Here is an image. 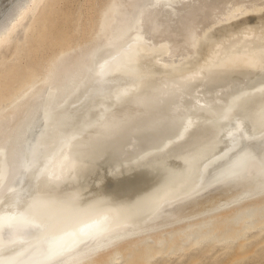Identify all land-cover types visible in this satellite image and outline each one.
I'll return each mask as SVG.
<instances>
[{"label": "bare ground", "instance_id": "6f19581e", "mask_svg": "<svg viewBox=\"0 0 264 264\" xmlns=\"http://www.w3.org/2000/svg\"><path fill=\"white\" fill-rule=\"evenodd\" d=\"M6 1L0 28L22 0ZM53 10L40 20L49 42ZM262 18L264 0H107L87 41L2 98L11 106L0 116V264H72L169 220L264 203V84L253 81L264 74ZM100 166L106 178L90 191ZM165 187L176 195L152 210ZM113 199L129 212L95 211Z\"/></svg>", "mask_w": 264, "mask_h": 264}, {"label": "rangeland", "instance_id": "374dc122", "mask_svg": "<svg viewBox=\"0 0 264 264\" xmlns=\"http://www.w3.org/2000/svg\"><path fill=\"white\" fill-rule=\"evenodd\" d=\"M15 1L13 0L10 6L13 3L15 4ZM50 1L22 0L14 8L15 10L13 11L15 13L12 11L9 19L0 28V43L2 42L3 44L1 43V45L3 46L6 41L8 42L7 39L16 32V37L13 36L16 39H13L12 42L10 41L12 45L11 43L8 44L11 49L8 48L10 53L6 54V56L4 55L1 59L2 61L0 60V100L11 96L18 85H21L25 81L29 80L31 84L36 82L41 77L43 73L42 68L48 59L53 57L56 54L55 52L65 47L68 43L72 47H76L84 41H87L95 32L94 30L98 23V13L107 0H101L96 11H94L93 7L96 0H65L62 6L66 8L60 7L61 0H55L56 2L51 8ZM8 4L6 0H0V10L2 7L5 9ZM58 6L60 9H58ZM52 9H54L53 12L58 14V18L56 19L57 25L50 31L52 36L55 35V38L49 42L40 20L42 17L50 19ZM4 12L5 10L0 12V20ZM71 14L73 16L80 15L81 30L74 36L69 31L74 21L70 20ZM21 15L22 20L20 18ZM26 19H29V22ZM19 20L21 21L19 22ZM18 23H20V26ZM22 24L28 25V29L26 32L23 31L24 34L20 35L17 33V30L21 28ZM255 25L257 28L264 27V18L256 21ZM37 28L39 29L37 30ZM59 43L62 44L57 47ZM30 45L34 47L32 50H28ZM27 65L31 67L29 70L26 68ZM10 70L12 73L8 74ZM261 76L263 78L264 74ZM261 76L253 80L254 85L259 83V81L261 82V80H263L261 84H264V78L260 79ZM239 79V77H234L233 81ZM10 106L11 103L8 100L0 103V116L9 111ZM105 167H95V169L90 171V175L86 178V182L90 184V191L97 184V179L105 180L108 172L107 167ZM166 188L161 189L158 193V199H155L160 204L157 201L158 204L155 201V203L152 202L154 204V206L151 205V208L153 207L152 210L157 206L158 208L161 207V203L164 204L163 202L167 200L166 198L172 194L176 195L173 191L167 192ZM146 193L137 195L136 198L134 197V201L137 202V200L144 199ZM123 202L120 199H113L107 205L108 207H96L95 211L98 209L102 210V212L100 211L101 213L99 212L100 215L103 213V215L111 216H115L118 213L127 214L129 209H122ZM242 202H244V199L237 202V204H232L230 207L225 206L223 209H218L219 211L215 214H213L214 211L208 213V216H206L207 214L200 218L199 216L201 215L197 216L199 220L204 218L205 221H198V219L196 221L195 216L193 220L191 217L189 219L187 218L188 220L186 222L188 223L184 222L186 224L181 225V227H175L176 225H172L171 220H166L167 224L169 223L170 225L163 228V231L159 229L157 232V229L154 232L155 234L152 232L148 234L149 236L143 235L146 237L137 235V237H132V239L134 238L133 240L128 239V241H123V244L119 243L108 250L100 251L95 256L88 257L85 255V257L80 259L83 261L78 263L79 260L72 264H264V203L258 204L251 202L245 206L236 207V205H240ZM126 204L128 207L129 204L131 205V203ZM212 214L213 217L211 216ZM205 217H208V219ZM124 244L126 245L123 246Z\"/></svg>", "mask_w": 264, "mask_h": 264}, {"label": "water", "instance_id": "95a60500", "mask_svg": "<svg viewBox=\"0 0 264 264\" xmlns=\"http://www.w3.org/2000/svg\"><path fill=\"white\" fill-rule=\"evenodd\" d=\"M22 134H23V133L20 134V137L22 136ZM26 134H27V133H26ZM28 134H29V133H28ZM227 173H228V172H227ZM227 173H226V174H227ZM218 175H219V174L216 175L217 178L214 177L213 180L210 182V186H211L212 184H214V185H212V187H208L209 189H212L214 186H216V185H218V184L221 183V182H220V183L216 182L217 179L221 178V177L218 176ZM225 176H226V175H225ZM220 181L223 182V179H221ZM106 182H110V181L107 180ZM209 189H207V190L204 189V191H202L200 194L202 195L203 193H205V192L208 191ZM161 210H162V209H161ZM161 210H158V213H161V212H162ZM158 213H157V214H158ZM162 213H163V212H162ZM86 258H87V256H86ZM81 261H83V260H81ZM81 261H80V262H81ZM80 262H78V263H80Z\"/></svg>", "mask_w": 264, "mask_h": 264}]
</instances>
